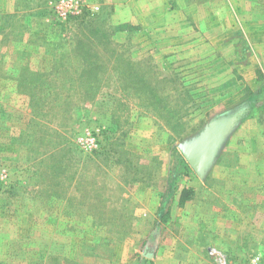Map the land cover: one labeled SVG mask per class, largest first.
<instances>
[{"label": "rangeland", "instance_id": "374dc122", "mask_svg": "<svg viewBox=\"0 0 264 264\" xmlns=\"http://www.w3.org/2000/svg\"><path fill=\"white\" fill-rule=\"evenodd\" d=\"M224 117L198 173L183 149ZM258 146L246 165H264V0H0V264H236V225L159 218L190 196L236 215V181L262 182L236 178V147Z\"/></svg>", "mask_w": 264, "mask_h": 264}, {"label": "crops", "instance_id": "0c3cea01", "mask_svg": "<svg viewBox=\"0 0 264 264\" xmlns=\"http://www.w3.org/2000/svg\"><path fill=\"white\" fill-rule=\"evenodd\" d=\"M144 1V0H143ZM191 11V10H190ZM249 90L251 87L248 88ZM248 105H251V102H246ZM242 105V103H241ZM244 105V104H243ZM247 105V104H245ZM253 113L254 111L251 110L248 112V114L240 119H236V128L241 126L242 123L247 122L249 120H253ZM257 149L255 151H250L247 150L244 147H239L237 149L236 147V178H246V176H251L252 175H259L262 179V182L259 184H254L248 180H239L236 181L237 183V193H236V215L234 213L227 212L220 204H215L213 207H211L210 211L208 212H203L200 216L198 212H194L193 209V198L194 196L187 197L185 201L183 202V205H179V200L180 198H172L170 208V213L168 215V221L166 223H162L164 226H167L170 228V234L172 236H176L181 233L180 230L182 228H185L186 231H190V235H199L203 234L204 236H209V234H214L217 232V228L214 230L210 231L212 229V224L211 221L209 220H216V225H221L222 222H226L225 225H229L228 222H230V227H233L234 229L236 225V243H234V246L236 247V264H251V257H254L253 252L256 250L260 249V245H258V242H261V239L257 238L256 235L264 233V222L257 227L254 222L251 223L253 219L256 218H261L264 219V172L262 170L264 169V165L261 166L260 163L256 161L255 159H252V161H255V165H246V163L249 161L246 156H253V155H261L262 154V147H256ZM259 164V165H257ZM252 167V168H250ZM243 191L249 192V198L248 196H244L245 194L241 193ZM240 194V195H239ZM243 194V195H242ZM212 199H219L217 196L216 198ZM206 201V200H204ZM212 202V201H211ZM214 202H219V200H216ZM213 203V202H212ZM247 204V205H246ZM179 206V207H178ZM181 208H184V212H179ZM210 212V213H209ZM201 218L202 221L198 222L196 221V226H190L191 223H188L189 220L187 219H193V218ZM185 219V225L183 224L184 222H181ZM234 219H236V223H234ZM242 220H248L250 222L251 228L248 230L244 227H246L243 224ZM232 223V224H231ZM256 226V227H254ZM173 228V230H171ZM180 229V230H179ZM219 229V228H218ZM199 230L201 232H199ZM217 235V234H214ZM215 237V236H214ZM219 239V238H218ZM202 241L199 243L200 248L202 251L208 252L210 249L212 250H219L222 254V249H229L226 245H219V243H216L212 238L209 239L208 237H202ZM195 242V240H193ZM170 243V245H169ZM162 246V247H161ZM160 247V251H166L168 250L169 252H175L178 251V246L179 243L177 242H164ZM189 246V245H188ZM186 246V250L190 249L192 247ZM227 247V248H226ZM221 248V249H220ZM188 252V251H187ZM256 253V252H255ZM161 255V254H160ZM175 255V254H174ZM226 257L228 258V254H226ZM208 256V255H207ZM229 260V259H228ZM186 262H190L187 259H170V260H165V259H158L154 264H185ZM191 263V262H190ZM207 259H202L199 263L197 264H206Z\"/></svg>", "mask_w": 264, "mask_h": 264}, {"label": "water", "instance_id": "95a60500", "mask_svg": "<svg viewBox=\"0 0 264 264\" xmlns=\"http://www.w3.org/2000/svg\"><path fill=\"white\" fill-rule=\"evenodd\" d=\"M232 126L231 118H221L203 135L200 141L183 149L186 159L198 173L204 171Z\"/></svg>", "mask_w": 264, "mask_h": 264}, {"label": "trees", "instance_id": "16d2710c", "mask_svg": "<svg viewBox=\"0 0 264 264\" xmlns=\"http://www.w3.org/2000/svg\"><path fill=\"white\" fill-rule=\"evenodd\" d=\"M248 106H250V105H248ZM251 108V107H250ZM249 112V111H248ZM247 112V113H248ZM243 117V116H242ZM242 117H240V118H242ZM181 197V199H182V195L180 196ZM170 208H171V206L169 207L168 206V208H167V211L165 212V213H163V214H161V216H160V223H166L167 221H168V215H169V213H170Z\"/></svg>", "mask_w": 264, "mask_h": 264}, {"label": "built area", "instance_id": "2783aa9c", "mask_svg": "<svg viewBox=\"0 0 264 264\" xmlns=\"http://www.w3.org/2000/svg\"><path fill=\"white\" fill-rule=\"evenodd\" d=\"M260 259H261V258H259V257L257 256V258H256V257L254 258L253 262L256 264V263L260 262Z\"/></svg>", "mask_w": 264, "mask_h": 264}]
</instances>
